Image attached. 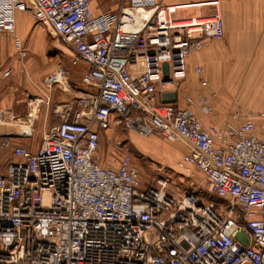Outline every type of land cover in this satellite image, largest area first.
Instances as JSON below:
<instances>
[{"label": "built area", "instance_id": "obj_1", "mask_svg": "<svg viewBox=\"0 0 264 264\" xmlns=\"http://www.w3.org/2000/svg\"><path fill=\"white\" fill-rule=\"evenodd\" d=\"M224 1L118 0L114 12L95 15L93 0H0V43L12 35L22 58L28 54L16 36L20 11L70 46L74 67L85 66L80 95L62 69L45 81L68 101L37 151L15 143L32 138L30 126L0 137L12 154L0 168V264H264V113L205 127L189 108L161 102L187 78L189 58L225 38L218 13L178 12L218 10ZM11 74L0 65V80ZM41 104L50 106V95L28 104L27 121ZM200 104L212 113L208 99ZM124 122L185 142L179 167L197 171L212 200L170 191L168 179L141 188L129 155L103 166L104 134Z\"/></svg>", "mask_w": 264, "mask_h": 264}, {"label": "crops", "instance_id": "obj_2", "mask_svg": "<svg viewBox=\"0 0 264 264\" xmlns=\"http://www.w3.org/2000/svg\"><path fill=\"white\" fill-rule=\"evenodd\" d=\"M111 1L93 0L92 11L95 15L114 12L118 0L114 6H111ZM170 1L167 0L169 5H187L199 0ZM187 10H194L196 16L183 19L209 17L218 13L225 24V38L223 41H209L203 50L189 58L187 78L175 90L176 104L187 108L185 100L192 97L195 102L189 109L205 127L221 126L232 121L237 113L244 116L249 113H264V0H227L218 10L195 6L179 11L177 16ZM40 30V38L44 42V31ZM33 31L28 17L23 12H17L16 36L22 41L32 35ZM16 51L13 36L4 35L0 43V60H7L9 57L10 68L7 69L12 70L11 76L14 75V78L10 83L7 82L8 78L0 80V137H16L17 128L20 127L18 123L27 122L26 102L22 95L29 92L30 85L23 82L21 65L13 60ZM73 55L71 64L76 59L74 51ZM0 65L2 70H7ZM79 68L78 65L77 69ZM197 68L202 71L199 75L195 72ZM76 92L75 89L74 95ZM202 98L210 101L212 113L201 108ZM50 99V106L46 105L41 116L43 133L61 123L68 95L54 91L50 94ZM15 143L32 152L37 151L40 145L35 148L26 139H15ZM11 158V152L1 149L0 145V168L4 169L5 163Z\"/></svg>", "mask_w": 264, "mask_h": 264}, {"label": "rangeland", "instance_id": "obj_3", "mask_svg": "<svg viewBox=\"0 0 264 264\" xmlns=\"http://www.w3.org/2000/svg\"><path fill=\"white\" fill-rule=\"evenodd\" d=\"M171 1L182 2L187 0ZM115 3L116 0H112L111 6H114ZM191 11L187 10L182 12L183 14H179L177 18L183 19L187 16H196L193 13L194 10ZM24 14L31 22L34 31L29 37L22 39L28 51L26 57L22 58L19 52L16 51L14 52L13 60L20 63L22 70L20 72L21 78L24 80L23 82L30 85L29 92H24L22 95L25 99L26 112L28 113V104L33 103L36 99H45L46 95H50L51 92H49L45 81L57 69H62L67 73L68 77H70L73 90L76 89V95H80L84 91L82 75L85 66L80 63L79 69L73 67L71 60L74 55L70 46L62 38L57 37V35H52V31L48 28L40 25L37 26L30 14ZM40 29L44 31V42L40 38ZM8 58H6L7 60H0L3 68H10ZM13 78L14 75L9 77L7 82L10 83ZM185 103L187 104V108L192 105L187 102V98ZM45 107L46 104H41L39 109L36 108L34 110L37 114L34 122L25 120L27 122L18 123L20 127L17 128V134L30 126L29 129L32 131V138L26 139V141L28 144L35 146V148L38 147L43 136V128L41 127L43 125V119L41 116ZM188 150V145L182 140L169 142L159 133L145 136L124 122L122 125L112 126L111 130L105 132L99 154L101 164L113 168L119 165V161L123 156H131L140 172L141 188L156 187L160 180L168 179V188L170 191H176L180 194L194 192L204 202L211 201V195L207 191L206 182L203 177L195 170L188 172L179 167V162L183 154L188 152ZM182 151H185V153H180ZM6 165L7 163H5L3 168ZM160 168H164L165 172H160Z\"/></svg>", "mask_w": 264, "mask_h": 264}, {"label": "water", "instance_id": "obj_4", "mask_svg": "<svg viewBox=\"0 0 264 264\" xmlns=\"http://www.w3.org/2000/svg\"><path fill=\"white\" fill-rule=\"evenodd\" d=\"M161 102L163 104H176L177 95L175 92L161 94Z\"/></svg>", "mask_w": 264, "mask_h": 264}, {"label": "bare ground", "instance_id": "obj_5", "mask_svg": "<svg viewBox=\"0 0 264 264\" xmlns=\"http://www.w3.org/2000/svg\"><path fill=\"white\" fill-rule=\"evenodd\" d=\"M195 6H198V5H192V6H189L188 8H195ZM191 23H192L191 21L190 22L184 21L181 25H191ZM26 132L29 133V131H26Z\"/></svg>", "mask_w": 264, "mask_h": 264}]
</instances>
